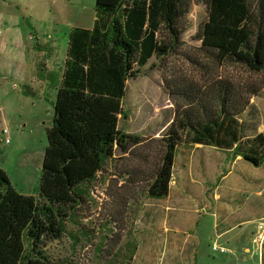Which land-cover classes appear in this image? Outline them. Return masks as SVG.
Wrapping results in <instances>:
<instances>
[{"label":"rangeland","instance_id":"obj_1","mask_svg":"<svg viewBox=\"0 0 264 264\" xmlns=\"http://www.w3.org/2000/svg\"><path fill=\"white\" fill-rule=\"evenodd\" d=\"M207 19V6L192 0L180 42L127 81L119 129L142 142L129 154L117 150L80 186L83 201L63 237L42 247L56 264H264V245L254 240L264 222V164L238 162L235 150L182 145L170 195L147 193L162 138L185 106L177 90L257 89L263 96L252 102L260 117H246L256 119L247 135L264 133V73L210 58L197 38ZM95 20L96 0H0V168L38 200L69 36L92 29ZM24 245L33 257L27 233Z\"/></svg>","mask_w":264,"mask_h":264},{"label":"trees","instance_id":"obj_2","mask_svg":"<svg viewBox=\"0 0 264 264\" xmlns=\"http://www.w3.org/2000/svg\"><path fill=\"white\" fill-rule=\"evenodd\" d=\"M202 2L208 19L197 33L201 49L218 63L264 73V0ZM191 5L192 0H96L93 28L72 30L55 117L47 131L40 200L21 193L0 168V264H56L42 247L63 237L65 222L83 201L80 186L91 183L117 150L129 154L142 142L119 129L127 81L180 42ZM257 92L230 84L207 93L177 90L185 106L162 138L148 195L169 196L176 149L182 145L234 149L261 167L264 133L248 136L256 123L245 117L255 109L252 96H263ZM25 233L33 257L25 254Z\"/></svg>","mask_w":264,"mask_h":264},{"label":"crops","instance_id":"obj_3","mask_svg":"<svg viewBox=\"0 0 264 264\" xmlns=\"http://www.w3.org/2000/svg\"><path fill=\"white\" fill-rule=\"evenodd\" d=\"M253 97H258V96H253ZM253 99V98H252ZM252 99H251V104H253L254 106H255V109H253L252 110V112L251 113H249V111L245 114V117H247V116H251V115H253V116H257V118H259L260 117V111H259V108H257V105H255V103L254 102H252ZM247 120V119H246ZM256 122V119H255V121L254 122H247V123H255ZM257 133H262V132H260L259 131V129H258V131H257ZM253 135H255V134H253ZM253 135H248V136H253ZM191 146H195L196 148H200V147H205L206 145H202V144H190ZM213 147V146H212ZM217 148V147H216ZM218 149H220V148H218ZM220 150H224V151H228V152H234V149L233 150H226V149H220ZM241 157L242 156H238L237 155V161L239 162V161H241L242 159H243V157H242V159H241ZM244 160V159H243ZM245 161V160H244ZM246 162V161H245ZM173 174H174V172H173ZM170 192H171V189H170ZM170 195V194H169Z\"/></svg>","mask_w":264,"mask_h":264},{"label":"built area","instance_id":"obj_4","mask_svg":"<svg viewBox=\"0 0 264 264\" xmlns=\"http://www.w3.org/2000/svg\"><path fill=\"white\" fill-rule=\"evenodd\" d=\"M4 132L7 133L6 130ZM7 142H9V140ZM254 240L255 242H258L261 247H263L264 245V222L259 225L257 233L255 234ZM216 249L218 250V247L214 246V250ZM221 252H224V249H221Z\"/></svg>","mask_w":264,"mask_h":264}]
</instances>
